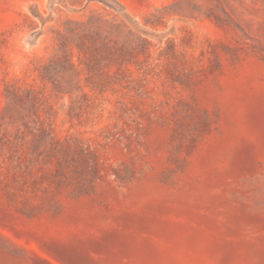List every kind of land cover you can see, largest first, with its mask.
<instances>
[{
    "label": "rangeland",
    "instance_id": "rangeland-1",
    "mask_svg": "<svg viewBox=\"0 0 264 264\" xmlns=\"http://www.w3.org/2000/svg\"><path fill=\"white\" fill-rule=\"evenodd\" d=\"M0 264H264V0H0Z\"/></svg>",
    "mask_w": 264,
    "mask_h": 264
},
{
    "label": "trees",
    "instance_id": "trees-1",
    "mask_svg": "<svg viewBox=\"0 0 264 264\" xmlns=\"http://www.w3.org/2000/svg\"><path fill=\"white\" fill-rule=\"evenodd\" d=\"M58 63L61 65V66H69V60L67 57H64V58H59V60H57Z\"/></svg>",
    "mask_w": 264,
    "mask_h": 264
}]
</instances>
